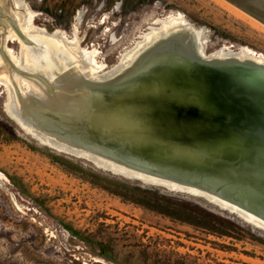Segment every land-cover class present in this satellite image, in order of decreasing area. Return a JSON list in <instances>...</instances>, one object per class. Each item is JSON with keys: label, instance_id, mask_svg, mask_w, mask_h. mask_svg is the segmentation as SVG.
I'll use <instances>...</instances> for the list:
<instances>
[{"label": "rangeland", "instance_id": "rangeland-1", "mask_svg": "<svg viewBox=\"0 0 264 264\" xmlns=\"http://www.w3.org/2000/svg\"><path fill=\"white\" fill-rule=\"evenodd\" d=\"M22 1L34 13L35 26L48 32L63 31L79 46L94 49L95 62L103 66L98 73L118 64L155 18L171 14L185 17L189 27L172 30L189 29L193 43L201 45V54L226 46L231 50L246 46L264 56V31L215 0ZM5 2L15 9L10 0ZM5 44L18 56L17 40ZM5 87L0 83V264H264V228L200 194L147 182L44 144L7 113ZM76 119L66 113L56 114L41 120V128L55 142L97 147L93 135L79 131ZM56 130L67 134L59 135ZM133 137L122 142L125 147L138 149L139 137ZM162 148L167 151L170 147ZM155 153L143 156L147 160L161 156L155 158ZM168 167L157 166V171L182 177L189 172L188 181L198 189H208L206 183H211L212 188L220 189L214 192L210 188L212 193L225 188V196L246 197L228 183L222 184L224 180L217 181L213 173ZM156 194L198 203L229 221L226 227L223 224V232H217L166 216L139 201L142 195ZM259 205L264 212V205ZM64 225L79 234L70 233ZM98 242L104 245L106 257L99 254Z\"/></svg>", "mask_w": 264, "mask_h": 264}, {"label": "bare ground", "instance_id": "bare-ground-1", "mask_svg": "<svg viewBox=\"0 0 264 264\" xmlns=\"http://www.w3.org/2000/svg\"><path fill=\"white\" fill-rule=\"evenodd\" d=\"M10 1L15 9L9 8L5 0H0V34L2 36V42L0 43V83L4 84L8 89V101L6 103L7 113L26 132L30 133L36 139L45 144H49L52 147L59 148L77 156L87 157L119 173L137 177L147 182L158 183L171 189L200 194L214 203H217L224 208H228L243 218L264 228V212L258 208V204H261L259 207L264 205V183L257 185V187L253 189H251L248 185L250 184L249 182L251 181V178H253L254 174L257 172L264 173V117L260 113L256 112L255 110L257 109L250 104H246L247 108L245 109L249 114V119H253V121L256 122V125L251 126L249 131L246 130L247 133H244L242 136L237 135L236 139L235 137L232 138L228 135L225 139L226 141L224 142H221L219 139L208 140L203 138L201 145L194 150L198 154L193 153L194 155H197L199 159L203 160L202 165H205L212 163V161H218L216 158L221 156V152L233 150L232 156L229 157L230 162H220L228 163V165L231 166L227 169H238L237 171H239L240 174L239 178H236V181L239 182L231 184L233 178H226L228 176L223 177L225 176L224 174L221 175L214 173L215 176L213 177H215L217 181L218 178L224 180L226 183H228L227 185L233 187V191H235V189L240 190L243 195L246 196L245 198L240 196H225V188L221 190V193H212L210 188H214H212L213 184L211 183H206V186H209L208 189H198L197 187H194L195 185L193 184L195 183H193L192 186L190 182L189 184H180V181L172 182L162 179L161 176L154 177L150 172H147L142 168L135 167V165L132 166L129 163L108 158L104 154L93 150L92 146L90 145L77 144L76 142H68L70 144L62 142L59 143L57 141L55 142V140L53 141L48 139V137L42 131L41 127L43 122L41 120L56 115L58 112L76 116V118H84V115L76 106H74L76 108L70 107L69 109L64 110L62 103H59L57 100L52 98V96L49 97L46 94V89L42 87L37 78L29 76L30 71L43 74L53 85H56L59 82L61 83L70 81L76 75L80 79H105L108 76L115 75L117 71L123 69L134 59L136 60L133 64V67H137V65L143 62L151 65V58L144 57L142 52L146 46L148 47L152 42L157 41L162 35H169L172 39H169L163 45L165 52H167L163 56L157 57L156 59L155 57L153 58L154 65H159L163 69H168L171 68V66L173 67L178 65L192 66L184 54L186 42L183 44L181 40L177 38L175 34H173L172 30L175 27H189L187 20L182 14H171L168 17L155 18L148 27V30L139 34L138 39L130 48L125 51L118 64L108 71L98 73V71H100L103 66L95 62L93 55L95 52L94 49H86L79 46L78 42L69 40L63 31L55 30L53 32H48L44 28L35 26L33 24L34 13L24 5L23 1ZM215 1L219 2L222 6L237 14L241 18L247 20L251 25L264 31L263 23L230 5L224 0ZM16 7L21 9V11ZM154 24L157 25L155 26ZM12 40H17L19 42L20 48L18 56H16L12 49L5 44L6 41ZM208 54L221 57L225 55L248 57L255 59L258 62L264 63V56L262 54H257L246 46H242L236 50H231L230 48H227V46L221 47ZM202 55H206V53ZM251 78L252 75L247 69L237 67L218 73L216 71H212L207 77V82L212 84L213 88L223 92L227 97L241 100V98H245V96H242V91H246L249 86L256 87L255 85L259 83L256 79L253 82L250 81ZM218 84L220 88L217 86ZM26 94H29L33 98L37 99V104H33L34 102L32 103V99H27ZM206 99L209 100L210 97H207ZM24 107L28 108L25 114H23V110H21L24 109ZM93 119H95V122L101 124H105L106 121L109 122V120L102 115H95L93 116ZM123 120L124 119L122 118L120 120L113 119L110 121L113 122L114 125L119 126L118 122H122ZM236 122L237 121L233 117H230L227 121L229 133L232 136L236 135L232 130L235 128V126H238L235 124ZM91 125L93 127H97V125ZM136 140L139 144V146L137 144L139 148L153 147V149L156 150L155 158H157L158 154L162 156V158H160L161 156L159 155V158L154 159L152 155L153 158H150L149 160L154 159V162L158 160L163 162V165L165 164L169 167L170 165L171 167H175L174 165L170 164V162H172L171 160L174 158L177 152H180L184 155V162L187 163L190 162L187 160H191L190 153L193 150H191L189 145L192 144L184 145L179 143L174 144L171 142H159L151 140L147 137H139ZM194 140L195 139H192V141ZM135 147L134 149L137 148ZM162 147L170 148H168L167 151H164L162 150ZM229 147L238 148L230 149ZM153 152H148L147 156H150V154ZM169 156L172 157L168 159ZM184 162L182 161V164L186 166ZM188 174L189 172H187V175ZM182 175L184 176V174ZM189 176L191 177V175ZM199 178L203 177L199 176ZM199 178L198 180H200ZM204 178L206 179V176ZM225 178L227 180H225ZM202 180L203 179H201V181ZM208 180L211 179L208 178ZM250 201L254 202V204L257 203V207L254 206L253 203H250Z\"/></svg>", "mask_w": 264, "mask_h": 264}, {"label": "water", "instance_id": "water-1", "mask_svg": "<svg viewBox=\"0 0 264 264\" xmlns=\"http://www.w3.org/2000/svg\"><path fill=\"white\" fill-rule=\"evenodd\" d=\"M224 1L264 24V0ZM184 30H174L173 34L182 38L181 42H186L187 51L185 50L184 54L192 66L178 65L163 69L159 65H154L153 58L163 56L167 52L163 45L172 39L169 35H162L157 41L146 46L142 52L144 57L151 58V65L142 61L143 63L133 67L136 60L134 59L120 73L112 77L108 76L103 81L80 79L76 75L70 81L53 85L46 76L39 72L30 71L29 76L37 78L42 87L46 89V94L62 103L64 110L74 106L79 108L84 118L75 121L79 131L94 136L93 141L97 147H92V149L96 152L108 153L107 155L120 158L132 166L135 165V167L142 168L158 177L161 176L162 179L189 184L188 180L191 181V179L187 177L166 175L157 171V166L163 165L155 163L153 160H147L143 156L144 154L148 155L151 150L156 152L153 147L134 149L125 147L127 145L125 142H127L128 136H137L159 142L192 144L189 145L193 150L190 153L191 160H187L190 162H184V155L177 152L173 158L174 161L170 164L178 167L181 171L201 169L213 174H224L223 177L233 178L231 184L237 183L239 181H236V178H239L240 174L238 169H227L231 166L225 163L226 161L230 162L229 157L232 156L233 150L221 152V156L216 158L218 161H212L205 165H202V160L193 153H196L194 150L201 145L203 138L219 139L224 142L228 135L236 139L237 135L242 136L247 133L246 130L251 129V126H255L256 122L249 119V114L245 109L247 108L246 104L255 107L257 109L255 111L264 117V63L235 55L222 57L202 55L198 50L201 45L196 46L193 43L194 36L189 32V29ZM237 67L247 69L251 73L250 81L253 82L256 79L259 82L255 85L256 87L249 86L246 91H242V96L245 98L231 99L207 82V77L212 71L218 73ZM217 86L220 88L219 84ZM4 89L7 96L6 87ZM207 97L210 99L207 100ZM26 98L32 99L33 104L36 103L37 99L29 94H26ZM24 109H21L23 114L27 112L28 108L24 107ZM56 114L60 116L61 112ZM95 115H102L109 122L106 121L105 124L95 122L93 119ZM230 117H233L237 121L235 124L238 125L232 129L236 134L234 136L229 133L227 124ZM122 118L124 120L118 122L119 126L110 121ZM91 124L97 125V127H93ZM57 134L64 136L67 132L57 131ZM79 134L81 133L79 132ZM192 139L195 140L192 141ZM122 140L125 142L123 143ZM181 160L186 166L182 164ZM226 178L225 180H227ZM249 183L252 184H248L251 189L261 185L264 183V173L257 172ZM222 184H226V182ZM217 187L219 188V186Z\"/></svg>", "mask_w": 264, "mask_h": 264}, {"label": "trees", "instance_id": "trees-1", "mask_svg": "<svg viewBox=\"0 0 264 264\" xmlns=\"http://www.w3.org/2000/svg\"><path fill=\"white\" fill-rule=\"evenodd\" d=\"M152 193L155 194L154 191H152ZM156 195V197L142 195L139 201L143 205L166 216L217 232H223L226 227V222L229 221L225 216L214 213L200 206L198 203L176 199L166 195ZM64 228L74 235L79 234L78 231L72 229L68 225H64ZM96 245L99 249V254L106 257L104 245L101 242L96 243Z\"/></svg>", "mask_w": 264, "mask_h": 264}]
</instances>
